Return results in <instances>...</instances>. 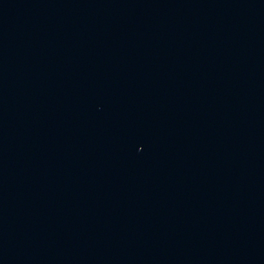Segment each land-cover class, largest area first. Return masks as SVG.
Segmentation results:
<instances>
[{
  "label": "water",
  "instance_id": "obj_1",
  "mask_svg": "<svg viewBox=\"0 0 264 264\" xmlns=\"http://www.w3.org/2000/svg\"><path fill=\"white\" fill-rule=\"evenodd\" d=\"M0 264H264V0H0Z\"/></svg>",
  "mask_w": 264,
  "mask_h": 264
}]
</instances>
